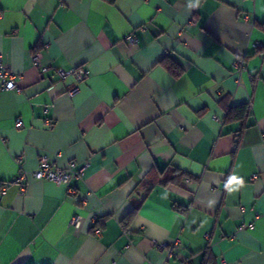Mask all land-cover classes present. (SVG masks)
<instances>
[{
  "label": "crops",
  "instance_id": "crops-1",
  "mask_svg": "<svg viewBox=\"0 0 264 264\" xmlns=\"http://www.w3.org/2000/svg\"><path fill=\"white\" fill-rule=\"evenodd\" d=\"M0 54V264H264V0H0Z\"/></svg>",
  "mask_w": 264,
  "mask_h": 264
},
{
  "label": "built area",
  "instance_id": "built-area-1",
  "mask_svg": "<svg viewBox=\"0 0 264 264\" xmlns=\"http://www.w3.org/2000/svg\"><path fill=\"white\" fill-rule=\"evenodd\" d=\"M243 19L248 21L250 20L249 15L244 14ZM127 40L131 42H135L136 39L133 37L132 34L127 36ZM254 48H261L262 43H253L252 45ZM32 65L35 67H38L41 69V71H44L46 69L45 66L41 65L39 54L37 52H34L31 56ZM233 68L236 71V73H240L244 68V57H237L233 61ZM60 80L66 79L68 76H73L77 81H81L82 78L85 76L86 71L81 68H75L70 70H64L61 68L54 69L53 72ZM21 76L14 73L8 65L3 61L1 54H0V91L1 90H12L15 89L16 81L20 79ZM77 90V87L74 86L71 89L67 91V94L69 96H72ZM216 118V117H215ZM48 126H52L53 122L52 120H47ZM17 127H22L23 123L22 121L18 120L16 122ZM22 160L21 156H17L16 161L17 163H20ZM84 174V165H81L77 163L75 160H71L67 163L64 167L54 166L48 159V157L45 154H42L38 157L37 166L32 171H23L20 173V175L15 178V182L19 183L22 179L27 177L28 175H31L33 178L37 180H48L55 184H63L68 185L72 180L79 179ZM257 176H255L256 178ZM5 186H2V191H4ZM81 217L77 214H75L70 219V224L78 228L80 225ZM247 227L251 228L252 223H249ZM96 233H99V230H96ZM157 246V249H163L166 252V261L169 260L174 253L179 249L180 242L175 239L171 241L170 243H160ZM188 261L181 262V264H188Z\"/></svg>",
  "mask_w": 264,
  "mask_h": 264
},
{
  "label": "trees",
  "instance_id": "trees-1",
  "mask_svg": "<svg viewBox=\"0 0 264 264\" xmlns=\"http://www.w3.org/2000/svg\"><path fill=\"white\" fill-rule=\"evenodd\" d=\"M107 2H114L115 0H106ZM168 68L172 70L174 74H178L180 72L179 67L175 62L169 60ZM249 107L246 104L238 105V106H229L226 109L224 122H232V121H242L248 117L249 115ZM137 208H133L125 217V220L129 221L133 215L135 214Z\"/></svg>",
  "mask_w": 264,
  "mask_h": 264
},
{
  "label": "clouds",
  "instance_id": "clouds-1",
  "mask_svg": "<svg viewBox=\"0 0 264 264\" xmlns=\"http://www.w3.org/2000/svg\"><path fill=\"white\" fill-rule=\"evenodd\" d=\"M199 5V0H190V6H192V7H196V6H198ZM238 183L239 185H243V180H242V178H237L236 176H232L231 178H230V181H229V183L231 184V183Z\"/></svg>",
  "mask_w": 264,
  "mask_h": 264
}]
</instances>
